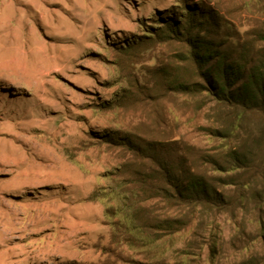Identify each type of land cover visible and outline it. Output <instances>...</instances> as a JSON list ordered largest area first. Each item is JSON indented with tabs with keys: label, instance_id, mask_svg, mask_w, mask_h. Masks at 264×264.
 Here are the masks:
<instances>
[{
	"label": "rangeland",
	"instance_id": "1",
	"mask_svg": "<svg viewBox=\"0 0 264 264\" xmlns=\"http://www.w3.org/2000/svg\"><path fill=\"white\" fill-rule=\"evenodd\" d=\"M0 6V264H264V202L246 188L219 187V204L141 201L132 222L120 194L143 144L221 143V106L176 86L192 47L166 20L240 58L264 43V0Z\"/></svg>",
	"mask_w": 264,
	"mask_h": 264
},
{
	"label": "trees",
	"instance_id": "2",
	"mask_svg": "<svg viewBox=\"0 0 264 264\" xmlns=\"http://www.w3.org/2000/svg\"><path fill=\"white\" fill-rule=\"evenodd\" d=\"M181 20L179 15L165 22L175 26L177 39L192 47L186 57L188 65L180 67L186 77L176 79V86L187 94L206 91L221 106L218 125L211 129L221 143L212 153L197 151L182 139L139 147L131 180L120 185L131 222L141 201L161 199L175 206L219 204L226 197L219 187L246 188L256 203L264 202V43L236 58L222 51L223 47H214L200 29L195 32L194 23L182 28Z\"/></svg>",
	"mask_w": 264,
	"mask_h": 264
},
{
	"label": "bare ground",
	"instance_id": "3",
	"mask_svg": "<svg viewBox=\"0 0 264 264\" xmlns=\"http://www.w3.org/2000/svg\"><path fill=\"white\" fill-rule=\"evenodd\" d=\"M9 3H11V1H10ZM1 9H2V7L0 6V11H1ZM6 163H7V162H5L4 167H7V168H8V165H6ZM23 163H25V162H23V161H21V162H17L16 167L20 169V168L22 167V164H23ZM17 170H18V169H17ZM17 170H16V171H17ZM20 176H21V175H20ZM21 177H22V176H21Z\"/></svg>",
	"mask_w": 264,
	"mask_h": 264
}]
</instances>
